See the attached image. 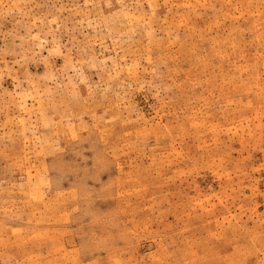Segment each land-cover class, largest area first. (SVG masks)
Masks as SVG:
<instances>
[{"label":"rangeland","instance_id":"obj_1","mask_svg":"<svg viewBox=\"0 0 264 264\" xmlns=\"http://www.w3.org/2000/svg\"><path fill=\"white\" fill-rule=\"evenodd\" d=\"M0 264H264V0H0Z\"/></svg>","mask_w":264,"mask_h":264}]
</instances>
